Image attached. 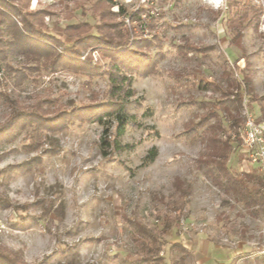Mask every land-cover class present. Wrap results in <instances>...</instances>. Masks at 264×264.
I'll return each mask as SVG.
<instances>
[{"label": "rangeland", "instance_id": "374dc122", "mask_svg": "<svg viewBox=\"0 0 264 264\" xmlns=\"http://www.w3.org/2000/svg\"><path fill=\"white\" fill-rule=\"evenodd\" d=\"M8 2L63 43L60 52L84 31L102 33L128 48L145 40L155 65L130 75L137 126L88 116L41 127L38 118L112 101V61L95 47L79 58L99 72L55 69L11 45L14 31L0 13V128L18 113L34 120L0 139V252L18 264H264V213L237 203L199 163L209 126L220 122L217 136L233 146L230 172L262 174L242 150V128L249 118L264 121V0ZM233 80L241 86L237 129L222 109L224 94L236 95ZM181 184L192 192L183 197Z\"/></svg>", "mask_w": 264, "mask_h": 264}, {"label": "trees", "instance_id": "16d2710c", "mask_svg": "<svg viewBox=\"0 0 264 264\" xmlns=\"http://www.w3.org/2000/svg\"><path fill=\"white\" fill-rule=\"evenodd\" d=\"M31 1V0H29ZM261 15H264V8L260 7L259 10ZM0 13L10 21V28L14 31V40L11 43L18 50L22 51L25 55L38 56L40 60L44 59L49 61L51 67L58 68H89L92 71H98L99 68L91 66L89 60L82 61L79 56L83 50L95 48L97 51L102 52L104 57L111 59L112 66L107 71L110 84H111V99L108 104L98 106L95 108H85L77 110L74 114L68 115L61 113L54 118L45 119L38 118L41 122V127H48L51 129L56 127H64L76 120H85L88 116L96 122L106 124L107 120L114 117L121 129H124L126 125L133 124L137 126L133 116L129 114L131 107L135 103L129 100L130 97L134 96L132 90V73L139 75H146L153 71L154 60L150 54L143 51V43L145 40L132 43L129 48L126 42H116L110 39L106 34L100 36L95 35H82L76 40L75 46H65L66 52L58 51V46L63 43L59 42L54 37L46 36L33 28V25L27 20L19 11V8L8 0H0ZM19 16L21 19L19 22L14 20V17ZM237 16V15H235ZM248 13L244 12L242 17H238L240 20L237 21V17L232 18L230 22V28L235 29L238 25L247 19ZM135 16H132L131 21L134 20ZM4 23V22H2ZM82 29V28H81ZM80 28L74 31H83ZM239 33L236 35L239 39ZM235 39V38H234ZM238 42V41H237ZM142 44V46H140ZM120 47H126L125 50H120ZM4 50L0 47V56L4 54ZM71 56L76 59H72ZM241 86L237 81L233 80L229 85V89H236V95L231 93H225L224 96L225 104L222 109L228 114L230 120V127L237 129L241 124L240 110L242 108V100L239 99V90ZM229 96L233 97V100H229ZM236 103L238 104L236 106ZM235 113L236 115H233ZM33 124V113H18L10 119V121L0 128V139L3 137L11 136V129H17L25 127L27 123ZM257 122H264L258 120ZM223 130V126L220 122L216 125L209 126L208 132L210 133L208 144L209 151L205 157L201 160V164H206L208 169V175L212 178L214 184L225 191L226 194L232 195L237 203L242 204L248 210L255 212L264 213V174L244 173L242 176L233 175L228 167V161L233 149L231 138L222 140L217 136L219 131ZM7 137V138H8ZM29 151H33V143L28 146ZM156 157V150H152L146 157L147 160H154ZM204 161V162H202ZM180 184V181H179ZM182 191V196L185 197L192 192V187L187 189L179 186ZM258 207V210H255ZM28 217L25 218L26 222ZM25 227V226H24ZM0 264H18L17 261L12 258L9 254L0 252Z\"/></svg>", "mask_w": 264, "mask_h": 264}, {"label": "built area", "instance_id": "2783aa9c", "mask_svg": "<svg viewBox=\"0 0 264 264\" xmlns=\"http://www.w3.org/2000/svg\"><path fill=\"white\" fill-rule=\"evenodd\" d=\"M242 150L251 164L257 165L264 174V122H255L251 118L242 128Z\"/></svg>", "mask_w": 264, "mask_h": 264}, {"label": "bare ground", "instance_id": "6f19581e", "mask_svg": "<svg viewBox=\"0 0 264 264\" xmlns=\"http://www.w3.org/2000/svg\"><path fill=\"white\" fill-rule=\"evenodd\" d=\"M213 2H214L216 5H219V4H221L222 0H213Z\"/></svg>", "mask_w": 264, "mask_h": 264}]
</instances>
